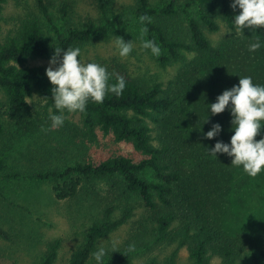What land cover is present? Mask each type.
<instances>
[{
    "label": "trees",
    "instance_id": "16d2710c",
    "mask_svg": "<svg viewBox=\"0 0 264 264\" xmlns=\"http://www.w3.org/2000/svg\"><path fill=\"white\" fill-rule=\"evenodd\" d=\"M9 1L0 0V137L5 134L4 122L20 135L51 131L49 117L56 112L51 99L53 86L45 76L46 67L28 61L50 59L57 47L81 48L95 33L105 35L124 22L108 16L113 0H95L102 17L99 25L65 23L64 29L50 17L48 0H35L34 9L13 0L22 8L8 20L4 7ZM175 1L153 7L148 0H136L132 12L135 19L142 15L168 18L185 12L184 7L192 2L198 6V17L187 20V41L169 36L160 20L146 23L147 39H155L161 48L158 63H178L174 75L166 83H146L107 69L109 83H115L117 76L124 77L123 93H108L100 104L90 101L83 113L65 111L64 125L52 129L71 139L81 135L88 142H95L100 133L114 142L130 143L141 157L134 160L125 154H113L95 162L83 155L61 168L30 175L50 179L57 199L76 196L83 182L92 187L94 181H103L108 187L107 200L95 199L100 217L88 227L85 240L65 264H96L92 253L100 240L133 215V207L126 201L134 194L141 201L155 239L175 245L167 264H175L182 247L191 264H208L211 256H217L222 264H264V226L251 237L232 234L225 227L227 196L236 180L243 183L246 179L238 178L240 169L231 165L230 157L218 154L216 159L207 152L217 140L227 143L233 134L229 111L216 115L206 112L207 105L238 84L239 77L254 76L256 84L264 85V76L253 65L264 62V28H243L241 34L233 23L239 9L230 7L231 0H190L182 6ZM214 1L231 31L217 43H212L205 32L218 28L206 7ZM62 3L63 15L68 16V4ZM257 41L260 48L250 52L249 45ZM35 97L33 104L29 99ZM74 118L79 129L74 126ZM214 123L222 126L221 133L213 140L205 139L203 133ZM255 139L259 140V135ZM4 169L0 158V171ZM89 192L95 193L93 187ZM0 237L9 238L2 227ZM58 245V240L51 242L39 264H55ZM128 245L126 242L106 250L102 264H135Z\"/></svg>",
    "mask_w": 264,
    "mask_h": 264
},
{
    "label": "rangeland",
    "instance_id": "374dc122",
    "mask_svg": "<svg viewBox=\"0 0 264 264\" xmlns=\"http://www.w3.org/2000/svg\"><path fill=\"white\" fill-rule=\"evenodd\" d=\"M21 1L20 4L34 9L35 0ZM48 1L49 15L61 29H64L65 23H101L102 17L95 0ZM62 1L68 4V16L63 15ZM148 1L153 7L169 2ZM189 1L176 0L175 3L182 6ZM135 5L136 0H113L108 7V16L119 17L124 23L110 29L105 35L95 33L81 46L80 59L82 62L98 63L117 73L129 74L146 83H166L176 72L178 63L161 66L157 56L141 47L140 30L144 25L133 17ZM206 7L213 14L218 28L215 31L205 29V32L212 43H217L230 35L231 31L220 18L215 1ZM21 8L22 6L10 0L4 7V16L9 20ZM184 9L185 12L179 11L168 18L151 17V21L160 20L169 36L187 41V20L189 17H198V6L192 2ZM8 25L9 22L4 23L5 27ZM115 36L122 37L125 42L132 40L133 51L127 58L122 59L117 55L113 39ZM144 39H147V34ZM28 64L47 68L49 59L35 58L29 60ZM253 65L258 69L259 75L264 76V62L256 61ZM253 67L246 71L249 73ZM252 80L255 83L254 76ZM29 100L36 104L37 98ZM77 121V118L73 119L76 124L74 126L79 129ZM4 126L5 134L0 137V158L5 165V169L0 171V227L8 232L9 238L0 237V264H39L49 244L55 240L59 241L55 264H65L70 253L85 240L88 227L100 217L95 199L107 200L110 195L108 187L103 181H94L92 187L95 196L94 192H89L92 187L83 182L76 196L57 199L50 179L31 178L30 175L61 168L83 155L95 162L113 154H125L134 160L141 156L130 143L114 142L109 136L100 133L95 142H88L81 135L71 139L65 133L50 128L51 131L20 135L8 122H4ZM261 135H264V127L259 137ZM239 169L238 178L246 180L243 183L236 180L233 190L227 196L228 211L224 216V223L232 234L251 237L264 226V171L256 177H250ZM14 174L18 176H12ZM126 203L133 207V215L126 223L101 239L98 247L111 250L128 242L135 264H148L151 260L153 264H167V258L175 245L155 239L138 196L131 195ZM175 264H191L186 248L178 250ZM208 264L222 263L217 256H211Z\"/></svg>",
    "mask_w": 264,
    "mask_h": 264
},
{
    "label": "clouds",
    "instance_id": "9594fccd",
    "mask_svg": "<svg viewBox=\"0 0 264 264\" xmlns=\"http://www.w3.org/2000/svg\"><path fill=\"white\" fill-rule=\"evenodd\" d=\"M230 7L239 9V14L233 16L236 29L242 34L243 28H264V0H231ZM141 47L149 50L153 56L161 54V48L155 39H144L148 32L146 23H151V17H139ZM117 55L127 58L133 51L132 40L125 42L120 36L113 37ZM259 41L249 45L248 50L255 52L260 48ZM81 49L55 48L49 59V66L45 69L51 88L55 113L51 114L50 128L58 129L64 125V112L86 111L87 104L103 103L106 94L121 95L126 87L124 77L117 76L115 83H109L110 74L106 67L94 62H82ZM229 111L231 116L230 131L233 133L227 143L217 140L207 152L217 159L219 155L231 158V165L241 168L250 177H256L264 171V135L259 140L264 127V85L253 82L252 77H239L238 84L226 89L218 95L215 102L208 104L207 114L216 115ZM207 121H204V123ZM222 131L219 123L212 124L211 128L203 133L205 139L213 140ZM106 254L104 247H98L92 253L96 264H102Z\"/></svg>",
    "mask_w": 264,
    "mask_h": 264
}]
</instances>
